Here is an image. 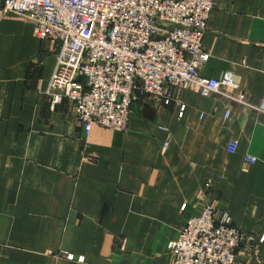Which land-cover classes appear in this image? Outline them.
Returning <instances> with one entry per match:
<instances>
[{
    "label": "crops",
    "instance_id": "1",
    "mask_svg": "<svg viewBox=\"0 0 264 264\" xmlns=\"http://www.w3.org/2000/svg\"><path fill=\"white\" fill-rule=\"evenodd\" d=\"M202 48L203 75L237 89L138 92L127 131L87 134L46 93L59 47L0 0V264H172L168 243L206 206L255 237L242 264H264V0H215Z\"/></svg>",
    "mask_w": 264,
    "mask_h": 264
},
{
    "label": "built area",
    "instance_id": "2",
    "mask_svg": "<svg viewBox=\"0 0 264 264\" xmlns=\"http://www.w3.org/2000/svg\"><path fill=\"white\" fill-rule=\"evenodd\" d=\"M215 0H2L34 24L39 39L58 47L47 95L54 108L64 100L89 134L92 125L127 131L139 92L169 105L175 91L202 96L237 89L234 76L206 77L209 54L203 37ZM239 101L245 96L240 94ZM180 114L185 105L178 102ZM264 112V97L260 105ZM229 113H227L228 116ZM234 140L228 151L237 150ZM256 161L246 157V166ZM264 239V237H263ZM255 237L233 225L226 212L206 206L171 240L172 264H242L241 251L257 254Z\"/></svg>",
    "mask_w": 264,
    "mask_h": 264
},
{
    "label": "rangeland",
    "instance_id": "3",
    "mask_svg": "<svg viewBox=\"0 0 264 264\" xmlns=\"http://www.w3.org/2000/svg\"><path fill=\"white\" fill-rule=\"evenodd\" d=\"M256 249H258V245H256ZM249 252H251V253H255V252H253V251H249ZM255 255H257V254H255Z\"/></svg>",
    "mask_w": 264,
    "mask_h": 264
}]
</instances>
